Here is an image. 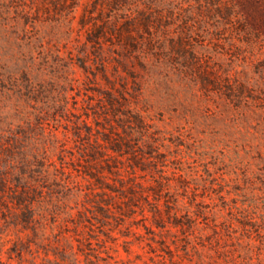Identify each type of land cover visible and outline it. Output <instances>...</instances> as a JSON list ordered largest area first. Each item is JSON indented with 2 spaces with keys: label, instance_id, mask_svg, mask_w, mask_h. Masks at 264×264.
Wrapping results in <instances>:
<instances>
[{
  "label": "rangeland",
  "instance_id": "1",
  "mask_svg": "<svg viewBox=\"0 0 264 264\" xmlns=\"http://www.w3.org/2000/svg\"><path fill=\"white\" fill-rule=\"evenodd\" d=\"M144 1L155 24L158 17L163 23L156 72L136 51L89 40L81 20L91 0L68 7L21 0L7 8L8 0H0V264H264V182H256L263 199L252 214L256 226L242 225L237 210L224 218L235 225L211 217L200 228L174 225L166 200L151 189L156 165L172 176L170 154L161 144L144 154L142 139L127 127L135 124L126 121L125 130L122 113L143 107L155 127L171 132L191 129L193 112L210 123L216 107L191 66L231 67L264 87V0ZM121 6L104 14L100 7L90 18L133 8ZM225 7L233 12L229 19L217 16ZM245 24L260 27L250 42L252 35L240 30ZM177 39L193 57L189 63L171 55ZM108 94L123 100V111ZM215 124L225 131L224 122ZM203 128L211 133L213 125ZM115 141L132 149L116 151ZM247 171L262 170L241 165V187ZM177 218L189 219L180 210Z\"/></svg>",
  "mask_w": 264,
  "mask_h": 264
},
{
  "label": "trees",
  "instance_id": "2",
  "mask_svg": "<svg viewBox=\"0 0 264 264\" xmlns=\"http://www.w3.org/2000/svg\"><path fill=\"white\" fill-rule=\"evenodd\" d=\"M20 1L8 0V4L3 3V6L7 8ZM47 1L55 7L61 5L68 7L67 2L72 0ZM73 1L79 2V0ZM124 1L127 6H133L131 10L135 11L131 12L130 8H124L125 15L117 12L107 18L101 17L99 21L90 18L93 16L92 13L100 7H102V14L107 10L115 12L118 8H122L121 4ZM91 2L92 8L88 10L90 13L85 11L81 20V25L88 29L89 40L97 42L99 48H102L106 41H111L115 47L118 45L130 53L136 51L143 67L149 72H156V69L161 67L160 60L153 57L154 52L160 48L156 30L159 24L161 26L163 23L158 17L157 24H155L152 19L154 16L147 14L149 10L147 2L144 0H91ZM15 6L18 7V5ZM216 13L217 16H223L225 19H229L233 14L228 7L219 9ZM154 27L155 30L152 31ZM240 30L252 35L247 39L250 42L256 38L253 36L254 32L260 30V27L245 24L240 27ZM181 45L182 42L179 39L174 40L171 55L185 56V62L189 63L190 58L193 57L182 50ZM191 68H197L202 87L206 89L209 100L216 107L213 120L210 122L213 125L211 133H206L203 128V126L206 128L212 126L207 122L209 116L204 115L202 118L203 116H199L196 112H193L194 120L191 129H178L171 132L161 129L159 125L155 127V124L149 121L153 119L152 116L143 107L135 106L125 112L120 107L125 103L113 94H108L109 102L116 111H123L122 113L126 115L123 116L125 130L126 121L135 124V126L128 125L127 127L134 129L142 139L145 146L144 154L153 153L160 144L165 145L164 149L169 152V160L173 162L170 164V170L173 171L172 176L156 165L159 174L155 180V186L151 189L155 196L157 195L160 199L164 197L166 200L167 210L174 216L172 220L174 225L188 229L200 228L199 223L204 219L209 220L210 217L213 222L222 223V221L230 220L235 225L237 222L233 220L234 218H227L225 221L224 218L227 211L237 210L241 214V219H236L242 225L256 226L258 220L252 214L263 203V199H260L262 188L257 187L256 182H264V96L261 95L264 93V87L258 86L250 78H242L233 73L231 67L221 69L212 66L209 68L191 66ZM193 89H197L195 85ZM124 99L127 100L126 97ZM220 121L226 125L224 132L219 128H214L215 123ZM235 127L239 128L238 131L241 134L238 139H236L237 132L233 130ZM161 132L170 133L171 136L166 137ZM127 133L133 135L128 130ZM158 133H161L160 137ZM192 133H196L195 139L194 135H190ZM202 134H207V137ZM166 138L172 142L166 143L163 140ZM237 140L242 147L236 143ZM233 142H235L234 146ZM112 147L121 152H128V149H132L131 144L122 141H115ZM134 160L137 165L144 168L138 158V153L134 156ZM241 165H244L246 169L257 166L262 170L244 172L243 180L247 182L246 187H241V178H239ZM227 175L232 176L227 178ZM227 184L229 188L225 187ZM240 196H247V198L238 200ZM224 199L226 201L232 199L236 202L223 204L221 200L224 201ZM179 210L184 212L189 219L179 220L177 218Z\"/></svg>",
  "mask_w": 264,
  "mask_h": 264
}]
</instances>
